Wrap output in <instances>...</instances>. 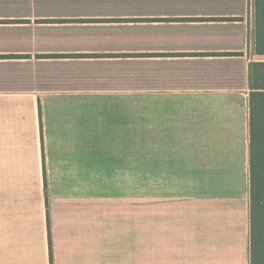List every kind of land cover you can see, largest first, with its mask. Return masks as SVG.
<instances>
[{"label": "crops", "instance_id": "crops-1", "mask_svg": "<svg viewBox=\"0 0 264 264\" xmlns=\"http://www.w3.org/2000/svg\"><path fill=\"white\" fill-rule=\"evenodd\" d=\"M251 62L254 0H0V264H249Z\"/></svg>", "mask_w": 264, "mask_h": 264}, {"label": "trees", "instance_id": "trees-1", "mask_svg": "<svg viewBox=\"0 0 264 264\" xmlns=\"http://www.w3.org/2000/svg\"><path fill=\"white\" fill-rule=\"evenodd\" d=\"M254 8L256 50L263 52L264 0ZM249 81V264H264V62L249 64Z\"/></svg>", "mask_w": 264, "mask_h": 264}, {"label": "rangeland", "instance_id": "rangeland-1", "mask_svg": "<svg viewBox=\"0 0 264 264\" xmlns=\"http://www.w3.org/2000/svg\"><path fill=\"white\" fill-rule=\"evenodd\" d=\"M144 177V175H139ZM138 225H145V182H138Z\"/></svg>", "mask_w": 264, "mask_h": 264}]
</instances>
